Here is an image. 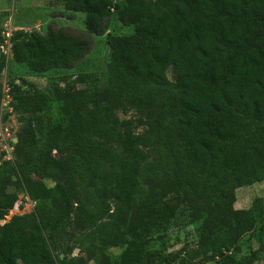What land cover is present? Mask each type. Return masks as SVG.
<instances>
[{
    "label": "trees",
    "instance_id": "16d2710c",
    "mask_svg": "<svg viewBox=\"0 0 264 264\" xmlns=\"http://www.w3.org/2000/svg\"><path fill=\"white\" fill-rule=\"evenodd\" d=\"M49 1L105 37L95 66L104 78L55 95L21 81L8 90L22 124L13 171L35 205L0 225V264H84L60 244L69 228L89 260L101 255L95 264H133L143 255L133 234L169 219L160 200L172 194L211 209L212 221L236 214L225 238H200L210 260L257 262L264 244L235 255L242 236L264 231V196L235 214L232 204L237 189L264 181V0ZM112 17L132 34L109 30ZM10 43L11 60L33 76L72 69L92 50L61 26L18 30ZM8 60L0 54V74ZM127 108L149 120L145 132L117 117ZM1 171L0 221L18 199ZM98 242L124 250L102 254Z\"/></svg>",
    "mask_w": 264,
    "mask_h": 264
},
{
    "label": "rangeland",
    "instance_id": "374dc122",
    "mask_svg": "<svg viewBox=\"0 0 264 264\" xmlns=\"http://www.w3.org/2000/svg\"><path fill=\"white\" fill-rule=\"evenodd\" d=\"M47 26H61L71 33L89 39L92 44L90 53L84 56L77 66L68 70H55L43 76H33L23 64L14 63L9 54L7 58V71L0 74V168L5 172L9 184V191L17 194V202L7 216L0 221L3 225L13 216H22L32 213L35 203L25 194L23 186L14 173L18 156L15 152L17 134L22 124L18 120V114L12 108L8 90L13 82H23V91L36 88L45 93L55 95L62 92H75L96 81L104 78L102 69L95 66L102 62L107 55L104 44L105 37H89L85 30V15L82 13H68L60 6H53L49 0H0V30L12 32L24 30L26 32L37 31L44 33ZM109 30L130 36L131 30L118 18L109 20ZM133 41V40H132ZM135 42V41H134ZM168 76L173 79V70H168ZM116 115L120 120H131L136 133H143L149 127V120L140 118L131 108L117 110ZM67 118L62 119L65 123ZM58 157L57 153H53ZM47 187L53 186V182H43ZM236 200L232 204L234 214L237 211L247 209L255 197L264 196V181L251 186L241 187L236 190ZM168 215V220H163L156 228L141 229L134 235L138 247H142V258L133 264H216L205 254V249L199 240L203 236L212 235L225 238L232 226L237 221L236 214L229 213L212 221V210L198 208L186 201L181 195L172 194L160 200ZM220 211V208H214ZM68 235L61 240L63 251L67 258L83 257L84 264H95L101 261L98 254L94 260H89L84 246L87 242L83 234L74 228H69ZM82 248H79V245ZM264 244V231L255 234H245L237 244V258L250 256ZM102 254L119 255L124 248H107L100 242L96 244ZM264 264V251L259 254L257 262Z\"/></svg>",
    "mask_w": 264,
    "mask_h": 264
},
{
    "label": "built area",
    "instance_id": "2783aa9c",
    "mask_svg": "<svg viewBox=\"0 0 264 264\" xmlns=\"http://www.w3.org/2000/svg\"><path fill=\"white\" fill-rule=\"evenodd\" d=\"M12 35V31L8 30L7 32H2V36L4 37L3 42L0 45V54L5 55L6 57L11 53H10V47H11V43H10V37Z\"/></svg>",
    "mask_w": 264,
    "mask_h": 264
},
{
    "label": "water",
    "instance_id": "95a60500",
    "mask_svg": "<svg viewBox=\"0 0 264 264\" xmlns=\"http://www.w3.org/2000/svg\"><path fill=\"white\" fill-rule=\"evenodd\" d=\"M63 256L61 255L60 258H62Z\"/></svg>",
    "mask_w": 264,
    "mask_h": 264
}]
</instances>
